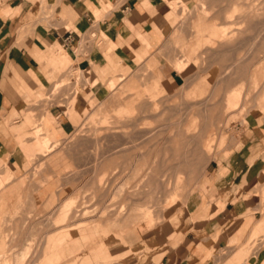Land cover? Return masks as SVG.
<instances>
[{"label":"rangeland","instance_id":"374dc122","mask_svg":"<svg viewBox=\"0 0 264 264\" xmlns=\"http://www.w3.org/2000/svg\"><path fill=\"white\" fill-rule=\"evenodd\" d=\"M4 1L0 0V4ZM32 1L38 6L41 4L39 14L42 10L45 16L53 15L52 10L42 5L43 0ZM170 5V13L175 10L176 19L199 14L218 25L209 41L202 44L206 48L193 60V66L189 59L175 62L174 68L179 74L184 75L188 70L187 73H191L187 74L183 85L160 83L163 91L153 100L150 91L144 89L154 79L148 73L151 68L140 69L122 82L111 79L115 83L114 90L107 83L109 94L105 99L92 100L88 110L75 103L71 116L80 119L73 124L68 116L75 91L98 83L95 74L86 70L80 72L81 75H73L75 87L68 85L65 90L61 89L69 82L70 73L65 82L45 90L40 101L35 100L36 107L28 109L36 121L32 124L35 141L48 134L41 129L42 122H49L48 118H43L41 123L38 118L47 114L53 104L61 106L64 120L69 121L71 128L69 135L57 140L53 125L50 132L53 135L48 134L52 153L46 158L32 155L27 168L23 169L28 171L17 189L22 201L18 194L0 223V253H4L3 259H7L8 264L20 260L31 241L33 248L26 254L28 259L24 264L27 261L28 264H61L57 251L68 244L79 243L85 252L81 255L96 258V250L101 249L92 232L97 236L106 231L117 233L118 229H122V233H135L134 227L143 230L145 262H150L154 254L174 246L170 243L172 235L180 225L179 218L186 210L188 197L199 190L205 168L215 157L217 138L219 144L222 137L234 139L244 129L248 117L264 121V0H199L194 6L171 0ZM104 6L110 8L111 5ZM100 13L96 12L95 17ZM182 63L188 67L182 66L181 71L177 65ZM252 71H257V85L252 84ZM84 72L89 73L87 79L82 78ZM238 79L244 80L238 84ZM130 80L135 81L137 90L126 85ZM233 94L240 95L238 101ZM136 97L137 100L128 103ZM258 109L262 113L258 114ZM132 119L137 122H127ZM135 123H138L137 130ZM120 131L141 132L142 140H135H144L142 146L134 138H124L125 133L119 134ZM133 140L135 148H143L140 153L133 149ZM4 176L0 181L4 182ZM167 201L171 202L166 208ZM146 206L151 207L147 219L141 210ZM85 238L91 242L85 243ZM142 259L141 255L125 262L108 263L142 264Z\"/></svg>","mask_w":264,"mask_h":264},{"label":"crops","instance_id":"0c3cea01","mask_svg":"<svg viewBox=\"0 0 264 264\" xmlns=\"http://www.w3.org/2000/svg\"><path fill=\"white\" fill-rule=\"evenodd\" d=\"M170 1L43 0L52 16H45L42 10L39 14L41 4L32 0L0 4V177L6 171L4 182L0 181V223L9 204L16 202L17 189L28 171L23 170L30 162L25 154H33V146L37 154L42 150V137L35 141L32 136L36 121L28 109L37 106L35 100L40 101L45 90L67 78L69 82L61 89L75 87L73 75L86 70L95 74L98 83L75 92L71 101L68 117L75 124L80 119L71 116L75 103L88 110L93 101L105 99L111 79L122 82L140 69L151 68L148 73L154 79L144 89L153 100L163 91L160 83H185L191 73L179 74L175 62H193L218 25L199 14L176 19L175 10L170 13ZM180 1L194 6L199 0ZM108 3L110 8L104 6ZM96 12H101L98 17ZM251 79L252 84H258L257 71L251 72ZM126 85L137 90L133 80ZM134 100L137 97L128 103ZM60 107L53 104L38 118L39 123L48 118L47 123L52 128L55 125L57 140L69 135L71 128ZM244 124L234 139L222 137L219 144L217 138L215 157L205 168L199 190L188 197L180 225L172 235L173 247L145 262L142 229L134 227L135 233L118 229L99 236L92 232L101 249L96 250V258L81 255L80 243L68 244L57 251L61 264H114L108 261L125 262L141 255L142 264H264V121L252 116ZM19 199L21 202L20 194Z\"/></svg>","mask_w":264,"mask_h":264},{"label":"bare ground","instance_id":"6f19581e","mask_svg":"<svg viewBox=\"0 0 264 264\" xmlns=\"http://www.w3.org/2000/svg\"><path fill=\"white\" fill-rule=\"evenodd\" d=\"M102 1V0H101ZM201 6H202V4H201ZM203 6H204V4H203ZM202 6V7H203ZM205 11H208L209 12V10H205ZM205 11H203V13L205 12ZM207 13V12H206ZM205 13V14H206ZM255 14V13H254ZM251 15V14H250ZM263 16V15H262ZM248 17V16H247ZM252 17V16H251ZM250 18V17H249ZM253 19V18H252ZM198 58V57H197ZM185 62V61H184ZM188 62L190 63V64H192V66H193V62L189 59L188 60ZM203 63V62H202ZM178 64H179V62H178ZM185 64V63H184ZM182 66H186V67H188V65H183V63H182V65H177V69L179 70H181L182 68H184V67H182ZM191 68V67H190ZM186 69V68H185ZM237 70V69H236ZM182 71V70H181ZM80 75H81V73H79ZM93 75H94V73H93ZM89 77V73H87V72H84L83 73V77L82 78H84V79H87ZM93 78V77H92ZM83 79V80H84ZM95 79V78H94ZM93 80V79H92ZM193 80V79H192ZM87 81V80H86ZM63 82H65V81H63ZM229 82V81H228ZM227 82V83H228ZM110 83V89L111 90H114V85H115V83H114V81H111V82H109ZM231 83V82H230ZM232 84V83H231ZM66 86V85H65ZM79 87V86H78ZM79 90H82V87H79L78 88ZM78 90V91H79ZM74 91H75V89H74ZM76 92V91H75ZM231 92H233V91H231ZM232 97H234V98H236L237 100L236 101H238V99L240 98V95L239 94H237V95H235V94H233L232 95ZM166 103V102H165ZM200 105V104H199ZM136 107H138L137 105H136ZM135 107V109L136 110H138L137 108ZM141 107H143V106H141ZM147 109V108H146ZM126 111H127V109H126ZM99 112V111H98ZM137 112V111H136ZM148 116V115H147ZM147 119H148V117H147ZM135 120V121H134ZM131 122V121H133V123L134 122H137L136 121V119H132V120H127V122ZM48 121H45V122H43V127L41 128L42 130L43 129H45V131L46 132H48V134L50 133V131L54 128H52L51 126V123H47ZM122 122V121H121ZM125 122V121H124ZM140 122H141V120H140ZM176 122V121H175ZM117 123V122H116ZM118 123H120V122H118ZM127 124V123H126ZM136 124H138V123H135V125ZM116 125H118V124H116ZM158 125V124H157ZM110 126V125H109ZM128 126V125H127ZM140 126V125H139ZM113 127V126H112ZM134 126L132 125V128H133ZM164 128V127H163ZM115 129V128H114ZM123 129H125V128H123ZM131 130V129H130ZM134 130V132H135V129H133ZM136 130H137V125H136ZM38 131V130H37ZM40 131V130H39ZM139 131H143V130H139ZM134 132H130V134H129V132H127V134H126V132H123V133H125L124 134V138H126L127 140H130V139H133L134 138V140H135V138H137V139H141L142 140V136L144 137V135H142V134H140L141 132H136L137 134H135ZM122 132L120 131L119 132V134H121ZM122 133V134H123ZM143 133V132H142ZM153 133V135L155 134L154 132H152ZM179 133V132H178ZM181 133V132H180ZM48 134H46V135H42V138L39 140V143H40V146L42 147V150L40 151V153L39 154H37V152H39L38 150H36V148L35 147H33L34 149H32V147H31V149L32 150H34V152H32L33 154H30L31 152L30 151H28V153L27 154H25V156H26V158H27V160L26 161H30L31 160V158H32V155H35V156H38V157H47V156H49L52 152H51V150H49V148L51 147V142H50V138H49V136H48ZM113 134V133H112ZM132 134L134 135V136H132ZM159 134V133H158ZM109 135H111V134H109ZM135 135H137V136H135ZM106 136V135H105ZM150 136V135H149ZM181 137V136H180ZM187 137V136H186ZM187 139H188V137H187ZM132 141V142H134L135 143V141H137V142H139L138 140H135V141ZM140 140V142L139 143H137V144H141L143 141H141ZM146 140V139H145ZM153 141V140H152ZM160 141V140H159ZM175 141V140H174ZM97 142V141H96ZM128 143V142H127ZM131 143V142H130ZM129 143V144H130ZM134 143H132L134 146H133V149L136 151V152H139V151H141V149H143V148H140L139 146L138 147H136L135 148V146H137L136 145V143L134 144ZM148 144H150V143H148ZM168 144V143H167ZM173 144V143H172ZM128 145V144H127ZM186 145V144H185ZM120 146V145H119ZM140 146H142V144L140 145ZM127 147V146H126ZM125 147V148H126ZM120 148H122V147H120ZM30 149V148H29ZM30 149V150H31ZM98 149V148H97ZM26 150V152H27V149H25ZM100 150V149H99ZM138 150V151H137ZM25 152V153H26ZM181 152V151H180ZM186 152V151H185ZM106 153V152H105ZM120 153V152H119ZM140 153V152H139ZM142 153V152H141ZM98 154V153H97ZM137 154V153H136ZM183 154V153H182ZM106 155V154H105ZM112 155V154H111ZM144 155H146V154H144ZM179 155V154H178ZM184 155V154H183ZM101 156V155H100ZM124 156V155H123ZM130 156V155H129ZM131 157V156H130ZM137 157V156H136ZM25 158V157H24ZM178 159V158H177ZM139 160V159H138ZM137 160V161H138ZM184 160V159H183ZM35 161V160H34ZM120 161V160H119ZM136 161V160H135ZM141 161H142V159H141ZM49 162H51V161H49ZM100 162V161H99ZM109 162V161H108ZM107 162V163H108ZM97 163V162H96ZM136 164V163H135ZM195 165V164H194ZM97 166V165H96ZM186 167V166H185ZM191 167H193V166H191ZM191 169V168H190ZM147 176V175H146ZM145 176V177H146ZM8 179V178H7ZM141 179V178H140ZM152 179V178H151ZM150 180V179H149ZM153 181V180H152ZM101 182V179H100V181L98 182V184ZM149 184H152L151 186H154V184L151 182H148ZM0 185H1V182H0ZM4 185V184H3ZM104 185V184H103ZM155 186H158V184H155ZM1 187H3V186H1ZM0 187V188H1ZM139 190V189H138ZM131 194V193H130ZM135 195V194H134ZM135 196H137V195H135ZM134 196V197H135ZM152 196H150L149 197V200H151L150 198H151ZM31 200V199H30ZM170 202L171 201H167L166 203V208H167V206H169V204H170ZM105 209V208H104ZM141 210H142V212H144L145 213V218L147 219L148 217H147V214H149L151 211V207H148V206H146L145 208L143 207V208H141ZM65 211H67V210H65ZM65 211H64V213H65ZM105 212V211H104ZM119 214V213H118ZM103 216V215H102ZM101 216V217H102ZM4 221H6V220H4ZM54 223H56V222H54ZM98 223V222H97ZM4 224V223H3ZM99 225H100V222H99ZM101 225H102V223H101ZM55 226V225H54ZM57 228V227H56ZM80 229V228H79ZM58 229H56V231H57ZM45 235V234H44ZM48 236V235H47ZM46 239V238H45ZM27 240V239H26ZM49 240H51V238H49ZM91 239H87V238H85L84 239V241H85V243H89V242H91L90 241ZM31 241V240H30ZM65 241V240H64ZM0 243H1V241H0ZM7 243V242H6ZM28 243H29V241H28ZM31 243H32V241L29 243L30 244V246H29V244H28V250H27V248H26V251L24 252V253H22V255H21V259L19 260V259H16V261L17 260H19V262L17 263V264H24L25 263V260H27L28 258V256L26 255L27 253L29 254V250H31V248H33L32 246H31ZM146 243V242H145ZM42 244V243H41ZM40 245V244H39ZM22 247V246H21ZM14 248V247H13ZM12 248V249H13ZM39 250V249H38ZM10 251V250H9ZM12 251V250H11ZM3 252V251H2ZM14 252V251H13ZM9 253V252H8ZM2 254H4V253H2ZM2 254L0 253V264H8V261H6L7 259H3V257H4V255L2 256ZM15 254V253H14ZM17 255V254H16ZM54 255V254H53ZM5 256H7V255H5ZM19 256H20V253H19ZM10 257V256H9ZM16 257V256H15ZM10 259V258H9ZM15 261V262H16ZM14 262V261H13ZM15 262H14V264H15ZM27 264H28V261H27Z\"/></svg>","mask_w":264,"mask_h":264}]
</instances>
